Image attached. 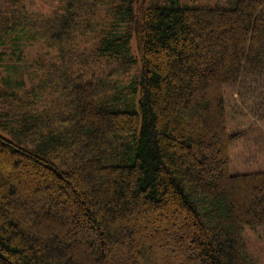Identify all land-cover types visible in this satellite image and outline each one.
I'll use <instances>...</instances> for the list:
<instances>
[{
	"label": "trees",
	"instance_id": "1",
	"mask_svg": "<svg viewBox=\"0 0 264 264\" xmlns=\"http://www.w3.org/2000/svg\"><path fill=\"white\" fill-rule=\"evenodd\" d=\"M56 2L0 0V264H264V0Z\"/></svg>",
	"mask_w": 264,
	"mask_h": 264
},
{
	"label": "rangeland",
	"instance_id": "2",
	"mask_svg": "<svg viewBox=\"0 0 264 264\" xmlns=\"http://www.w3.org/2000/svg\"><path fill=\"white\" fill-rule=\"evenodd\" d=\"M181 2L189 6L204 5L210 8H222V9L232 8L231 0H181ZM25 3H26V7L31 13H41V14L48 13L51 10L50 8H53L57 4L56 0L54 2L51 1V3H49V0H25ZM131 48L135 49L134 40L131 43ZM27 49H28L27 57L30 61L32 60L33 57L39 55L40 49H38L37 43L33 42L32 45L27 46ZM104 69L105 71L109 70L108 67H105ZM0 72H1V69H0ZM130 73L131 71L129 73L120 72L118 74L116 73L113 74V76L117 79L118 78L121 79V81L124 83L128 79V76L130 75ZM0 133L3 134L6 132L3 129H0ZM6 136L10 139H13L17 144L28 148V144H29L28 142H25V141L20 142L9 133H7ZM190 231L195 232L192 228H190ZM183 263L186 264V262H183ZM187 264H198V262L191 261L190 263H187Z\"/></svg>",
	"mask_w": 264,
	"mask_h": 264
}]
</instances>
